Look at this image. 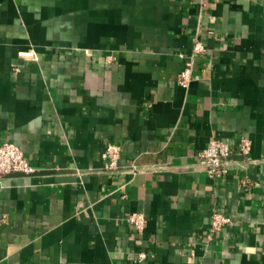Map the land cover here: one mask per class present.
Returning <instances> with one entry per match:
<instances>
[{"label": "crops", "instance_id": "0c3cea01", "mask_svg": "<svg viewBox=\"0 0 264 264\" xmlns=\"http://www.w3.org/2000/svg\"><path fill=\"white\" fill-rule=\"evenodd\" d=\"M211 136L250 141L224 176ZM3 141L0 264H264V0H0Z\"/></svg>", "mask_w": 264, "mask_h": 264}, {"label": "built area", "instance_id": "2783aa9c", "mask_svg": "<svg viewBox=\"0 0 264 264\" xmlns=\"http://www.w3.org/2000/svg\"><path fill=\"white\" fill-rule=\"evenodd\" d=\"M205 46L202 41L195 40L193 44L194 54L205 53ZM18 54L24 58L35 59V52L31 50H21ZM197 77L193 73L191 65L182 68L177 80L183 85H187L190 80ZM250 141L246 137H241L236 143L231 138L211 136L205 146L198 152V157L201 166L211 177L224 176L228 174L231 168V156L238 154L246 156L249 153ZM103 157L107 159L105 162V170L111 172L117 169L116 159L118 157V148L115 145L108 146L103 152ZM131 170H135V166L130 165ZM34 168L30 165L28 160L24 157L22 150L12 141H3L0 143V182L1 180L13 172H20L23 174L31 173ZM129 224L135 231L141 234L146 225V218L142 211H132L127 215ZM232 222L231 217L213 210L210 220V231L216 232L226 224ZM145 252H138L137 258L145 257Z\"/></svg>", "mask_w": 264, "mask_h": 264}]
</instances>
